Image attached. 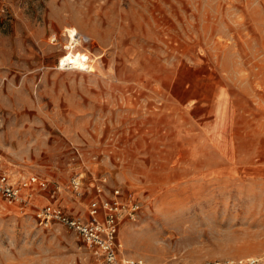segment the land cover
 I'll use <instances>...</instances> for the list:
<instances>
[{
    "label": "rangeland",
    "instance_id": "obj_1",
    "mask_svg": "<svg viewBox=\"0 0 264 264\" xmlns=\"http://www.w3.org/2000/svg\"><path fill=\"white\" fill-rule=\"evenodd\" d=\"M0 161L48 182L0 201V264H106L36 216L89 218L103 180L120 264L264 261V0H0Z\"/></svg>",
    "mask_w": 264,
    "mask_h": 264
},
{
    "label": "built area",
    "instance_id": "obj_2",
    "mask_svg": "<svg viewBox=\"0 0 264 264\" xmlns=\"http://www.w3.org/2000/svg\"><path fill=\"white\" fill-rule=\"evenodd\" d=\"M82 43L83 38L80 37ZM80 177L72 180L74 189L82 194L83 182ZM36 187L44 191L48 188V182L32 176L20 183H14L9 173L0 161V201H7L20 205L23 209L32 206ZM97 198L89 205V218L68 215L61 205L49 202L36 213L37 220L45 227L58 223L72 230L86 246L96 255L102 257L106 264H120L119 257L122 252V244L118 239L119 224L126 208L122 202V191L118 188L111 189L107 181L94 184ZM26 192V193H25ZM128 208L133 217L140 210V202L132 195L128 197ZM123 264H151L143 259L123 260ZM163 264H262L259 259L249 258L244 261H206L203 263H184L182 261H170Z\"/></svg>",
    "mask_w": 264,
    "mask_h": 264
},
{
    "label": "bare ground",
    "instance_id": "obj_3",
    "mask_svg": "<svg viewBox=\"0 0 264 264\" xmlns=\"http://www.w3.org/2000/svg\"><path fill=\"white\" fill-rule=\"evenodd\" d=\"M66 36L68 37V50H74L75 46L80 45L81 42L79 38L77 37L78 31L74 28H66ZM89 58L86 54L82 55H74V56H64L61 58L60 64L61 68L65 66H70V67H78L82 61H86ZM60 66V65H59ZM15 181V180H14ZM262 264H264V261L260 259Z\"/></svg>",
    "mask_w": 264,
    "mask_h": 264
}]
</instances>
